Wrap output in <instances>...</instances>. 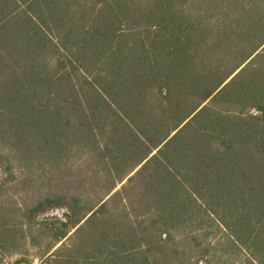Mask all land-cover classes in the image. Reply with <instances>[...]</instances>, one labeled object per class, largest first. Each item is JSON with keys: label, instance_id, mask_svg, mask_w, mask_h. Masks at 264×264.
<instances>
[{"label": "trees", "instance_id": "16d2710c", "mask_svg": "<svg viewBox=\"0 0 264 264\" xmlns=\"http://www.w3.org/2000/svg\"><path fill=\"white\" fill-rule=\"evenodd\" d=\"M32 248L264 264V0H0V264Z\"/></svg>", "mask_w": 264, "mask_h": 264}, {"label": "rangeland", "instance_id": "374dc122", "mask_svg": "<svg viewBox=\"0 0 264 264\" xmlns=\"http://www.w3.org/2000/svg\"><path fill=\"white\" fill-rule=\"evenodd\" d=\"M62 212L63 211L61 208H55V209L50 210L48 214H56L58 216H62ZM33 253H35V251L32 248L30 249V253L28 256L30 261L26 264H42L41 260L37 258V256H35V254ZM17 257H18L17 255L6 256L1 264H25L23 262L16 261Z\"/></svg>", "mask_w": 264, "mask_h": 264}]
</instances>
